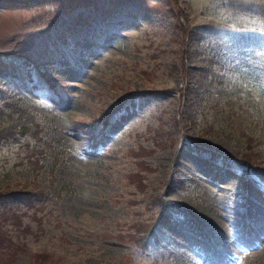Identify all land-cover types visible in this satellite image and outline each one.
<instances>
[{
  "label": "rangeland",
  "instance_id": "rangeland-1",
  "mask_svg": "<svg viewBox=\"0 0 264 264\" xmlns=\"http://www.w3.org/2000/svg\"><path fill=\"white\" fill-rule=\"evenodd\" d=\"M261 169L264 0H0V264H264Z\"/></svg>",
  "mask_w": 264,
  "mask_h": 264
},
{
  "label": "trees",
  "instance_id": "trees-1",
  "mask_svg": "<svg viewBox=\"0 0 264 264\" xmlns=\"http://www.w3.org/2000/svg\"><path fill=\"white\" fill-rule=\"evenodd\" d=\"M182 28V30H181ZM184 29L183 27L180 26V33L183 32ZM184 33H189V34H193V31L192 30H186ZM53 90H56V87L54 86V83H50L49 85ZM47 149L48 152L45 154L44 156V160L47 159V156H49V158H51V160H53V166L51 167V169H54V164H56L58 162V158H60V156H58L59 153L56 154H52V150H49L47 148V146H43L42 149ZM204 151V150H203ZM50 152V153H49ZM206 153V151H204ZM40 155H42L43 153L42 152H38ZM208 154V153H207ZM59 163L62 162V158L59 159ZM223 161H227L229 163V161L233 162V165H239L243 168H246V170H249L250 171H255V169L257 168H260V164L256 163L255 160L252 158V156L250 157L249 155H244L243 157H238L237 154H234V155H227V156H223L221 157L220 159V163H222ZM233 166V167H234ZM261 170H264V169H261ZM138 175H141V174H137L135 175V177H140V181L138 182L140 184V182L142 181V177L141 176H138ZM26 187H24V189L18 191L17 189H15L14 187L12 188H3L0 190V202L5 200L6 198L9 199V200H14V198H18V200L22 201L23 203L27 204L29 207H32V204H31V200H33L35 197H42V194L43 193H40L38 188L37 191L34 189H29L27 187V185H25ZM30 187V186H29ZM57 190V189H56ZM56 192V195L59 196L60 195V192L58 191H54ZM55 195V196H56ZM140 230H143V234H142V237L137 240L138 241V246L140 247L141 250H149V249H156V247L154 246V243L152 242V236H153V233H155V231L157 230L156 229V226L154 224H152V226L150 227H146V226H143Z\"/></svg>",
  "mask_w": 264,
  "mask_h": 264
},
{
  "label": "bare ground",
  "instance_id": "bare-ground-1",
  "mask_svg": "<svg viewBox=\"0 0 264 264\" xmlns=\"http://www.w3.org/2000/svg\"><path fill=\"white\" fill-rule=\"evenodd\" d=\"M145 95H146V94H145ZM145 95H143V96L145 97ZM141 96H142V95H141ZM143 96H142V97H143ZM120 111H121V110H120ZM115 115H116V114H115ZM183 150H184V149H183ZM191 153H192V152H191ZM183 158H184V157H183ZM178 159H179V158H178ZM185 160H186V159H185ZM180 161H181V159H180ZM186 161H187V160H186ZM188 162H189V160H188ZM190 162H191V161H190ZM192 162H193V161H192ZM194 162H195V161H194ZM186 163H187V162H186ZM186 163H185V164H186ZM193 164H195V163H193ZM186 165L189 166L188 164H186ZM186 165H185V166H186ZM190 165H192V164L190 163ZM192 166H193V165H192ZM192 166H191V167H192ZM189 168H190V166H189ZM192 168H193V167H192ZM211 176H212V175H211ZM225 186H226V185H225ZM221 187H222V186H221ZM255 203H256V202H255ZM257 205H258V204H257ZM263 205H264V204H263ZM252 206H253V205H252ZM253 208H254V207H253ZM258 209H259V208H258ZM256 212H257V211H256ZM251 213H252V212H251ZM253 213H254V212H253ZM263 214H264V213H263ZM223 215H224V214H223ZM251 215H252V214H251ZM256 215H257V214H256ZM261 215H262V214H261ZM227 217H228V216H227ZM260 218H261V217H260ZM224 219H225V218H224ZM227 219H228V218H227ZM255 219H256V218H255ZM258 219H259V218H258ZM234 220H235V219H234ZM261 220H262V219H261ZM222 221H223V220H222ZM230 221H231V218H230ZM227 222H228V221H227ZM221 223H222V222H221ZM231 223H232V222H231ZM250 223H252V222H250ZM254 223H255V222H254ZM225 224H226V223H225ZM229 224H230V223H229ZM223 225H224V224H223ZM257 225H258V224H257ZM225 226H226V225H224V227H225ZM231 226H233V224H231ZM248 226H249V225H248ZM250 227H251V226H250ZM231 228H234V227H231ZM229 229H230V228H229ZM257 229H258V228H257ZM259 230H260V229H259ZM263 230H264V229H263ZM256 232H257V230H255L254 228H251V229H249V231H248V233H249V234H252V235H253L254 233H256ZM261 233H262V232H261ZM255 235H256V234H255ZM261 235H262V234H261ZM263 236H264V235H263ZM258 237H259V235H258ZM261 239H262V238H261ZM263 239H264V238H263ZM263 239H262V240H263ZM245 240H247V239H245ZM256 240H257V239H256ZM246 243H247V242H246ZM252 243H253V242H252ZM256 243H257V242H256ZM250 244H251V243H250ZM250 244H249V245H250ZM254 246H256V245H254ZM216 254L218 255V253H216ZM216 254H215V255H216ZM222 254H224V253L222 252ZM213 256H214V255H213ZM224 256H225V255H224ZM216 258H217V257H216ZM227 259H228V257H227ZM214 260H215V259H214ZM216 261H217V260H216ZM212 262H213V261H212ZM214 262H215V261H214ZM222 262H223V261H222ZM222 262H221V263H222Z\"/></svg>",
  "mask_w": 264,
  "mask_h": 264
},
{
  "label": "snow or ice",
  "instance_id": "snow-or-ice-1",
  "mask_svg": "<svg viewBox=\"0 0 264 264\" xmlns=\"http://www.w3.org/2000/svg\"><path fill=\"white\" fill-rule=\"evenodd\" d=\"M241 264H242V262H241Z\"/></svg>",
  "mask_w": 264,
  "mask_h": 264
}]
</instances>
